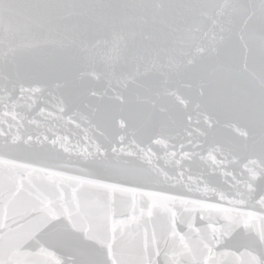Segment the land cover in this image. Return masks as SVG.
<instances>
[{
    "label": "snow or ice",
    "instance_id": "6c2138e0",
    "mask_svg": "<svg viewBox=\"0 0 264 264\" xmlns=\"http://www.w3.org/2000/svg\"><path fill=\"white\" fill-rule=\"evenodd\" d=\"M0 264H264V0H0Z\"/></svg>",
    "mask_w": 264,
    "mask_h": 264
}]
</instances>
